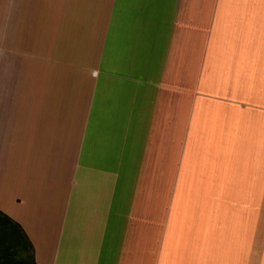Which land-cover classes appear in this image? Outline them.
<instances>
[{
	"label": "crops",
	"instance_id": "1",
	"mask_svg": "<svg viewBox=\"0 0 264 264\" xmlns=\"http://www.w3.org/2000/svg\"><path fill=\"white\" fill-rule=\"evenodd\" d=\"M0 264H264V0H0Z\"/></svg>",
	"mask_w": 264,
	"mask_h": 264
}]
</instances>
